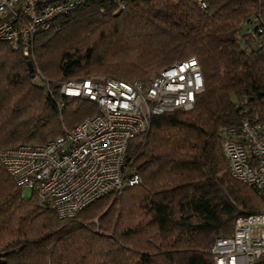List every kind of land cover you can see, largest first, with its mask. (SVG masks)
Returning <instances> with one entry per match:
<instances>
[{
	"label": "trees",
	"instance_id": "obj_1",
	"mask_svg": "<svg viewBox=\"0 0 264 264\" xmlns=\"http://www.w3.org/2000/svg\"><path fill=\"white\" fill-rule=\"evenodd\" d=\"M203 1L87 0L37 33L32 74L30 56L0 42V149L45 142L97 111L80 98L61 105V81L147 80L189 56L203 76L192 108L154 116L129 141L140 183L71 219L24 199L0 162V264H213L214 238L230 235L236 216L264 212V196L229 174L220 145L224 126L264 121V0ZM118 202L133 203L143 225L110 226Z\"/></svg>",
	"mask_w": 264,
	"mask_h": 264
},
{
	"label": "built area",
	"instance_id": "obj_2",
	"mask_svg": "<svg viewBox=\"0 0 264 264\" xmlns=\"http://www.w3.org/2000/svg\"><path fill=\"white\" fill-rule=\"evenodd\" d=\"M86 1L0 0V42L29 57L38 32ZM197 2L205 7L203 0ZM35 77L48 82L37 68ZM58 85L61 105L80 98L95 103L97 111L45 142L0 149V162L40 206L53 209L60 219H71L96 199L140 183L127 161L129 141L146 133L154 116L192 108L203 76L197 58L189 56L147 80L92 76ZM220 145L229 174L264 196V121L245 117L236 126H224ZM210 253L213 264H251L264 256V212L236 216L232 233L217 235Z\"/></svg>",
	"mask_w": 264,
	"mask_h": 264
},
{
	"label": "rangeland",
	"instance_id": "obj_3",
	"mask_svg": "<svg viewBox=\"0 0 264 264\" xmlns=\"http://www.w3.org/2000/svg\"><path fill=\"white\" fill-rule=\"evenodd\" d=\"M35 50L33 49L32 51V55L28 58V60H30L32 62V66H33V63L35 61ZM37 68V67H36ZM38 69V68H37ZM39 70V69H38ZM40 71V70H39ZM41 73V71H40ZM42 74V73H41ZM43 75V74H42ZM44 76V75H43ZM35 80L36 82H38L39 84H42L40 82V79L36 78L35 77ZM63 128H67V126L65 124H62L61 125V129ZM30 191L26 188H22V194L21 196L24 198V199H34V196L31 194H29ZM35 200V199H34ZM106 206V205H105ZM106 208V207H105ZM104 207L101 209L104 210L105 209ZM113 210H112V213H111V220H110V226H113V227H117L118 229H122V226H126V222L127 220L129 222H134V225L132 226H139L140 224L143 225V221L144 220H137V215L134 217L132 213H138L137 210H133V203L131 202H127L126 206H123V202H118L116 205H114L113 207ZM126 213V217L124 219H122V215ZM94 222L97 224V218L94 219ZM140 225V226H142ZM114 229V228H113ZM107 233H110V232H107Z\"/></svg>",
	"mask_w": 264,
	"mask_h": 264
},
{
	"label": "water",
	"instance_id": "obj_4",
	"mask_svg": "<svg viewBox=\"0 0 264 264\" xmlns=\"http://www.w3.org/2000/svg\"><path fill=\"white\" fill-rule=\"evenodd\" d=\"M26 66H27V70L30 74H32L33 71V66H32V62L30 60L26 61Z\"/></svg>",
	"mask_w": 264,
	"mask_h": 264
}]
</instances>
